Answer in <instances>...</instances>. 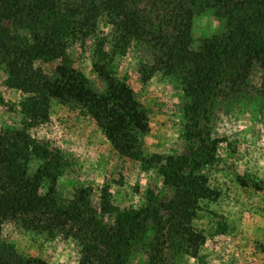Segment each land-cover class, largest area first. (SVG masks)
I'll return each mask as SVG.
<instances>
[{"label": "trees", "instance_id": "trees-1", "mask_svg": "<svg viewBox=\"0 0 264 264\" xmlns=\"http://www.w3.org/2000/svg\"><path fill=\"white\" fill-rule=\"evenodd\" d=\"M208 13L219 32L196 44L194 20ZM77 47L89 53L102 87L76 68L70 52ZM131 53L140 55L142 84L156 74L178 84L188 101L186 124L200 113L214 118L220 98L264 109V0H0V71L6 87L24 96L22 128L0 133V264H48L4 240L7 221L49 240H72L78 264H129L134 252L146 264L199 258L206 237L194 221L201 203L219 193L190 130L183 152L144 155L147 110L118 72L117 60ZM55 101L81 108L116 152L155 169L163 189H150L140 207L116 206L107 190L96 201L85 186L60 202L67 156L30 132L49 121Z\"/></svg>", "mask_w": 264, "mask_h": 264}, {"label": "rangeland", "instance_id": "rangeland-1", "mask_svg": "<svg viewBox=\"0 0 264 264\" xmlns=\"http://www.w3.org/2000/svg\"><path fill=\"white\" fill-rule=\"evenodd\" d=\"M219 27L220 22L211 13L196 17L193 25L196 44L218 33ZM70 54L76 68L102 87L92 71L89 53H81L77 47ZM139 57L138 53H131L117 62L119 76L128 77L147 110L149 131L142 139L144 155L183 152L187 140H191L187 138L190 130L191 141L205 154L210 186L219 193L216 201L201 203L194 221V226L206 237L199 258H184L179 264H264V109L236 97L228 99L227 104L220 98L214 107V118L209 121L200 113L186 124L183 109L188 101L178 84L162 74L142 84L137 75ZM254 80L258 83L260 77ZM23 99L22 93L6 87L5 75L0 71V133L11 134L22 128L24 119L19 106ZM30 132L67 156L68 168L58 182V199L62 203L70 202L76 188L85 186L94 191L96 201L107 190L116 206L140 207L150 189H163L162 177L155 169L145 171L139 162L116 152L81 108L55 101L49 121ZM39 164L34 162L32 169ZM239 180L247 186H242ZM3 238L23 256L39 258L48 264L79 261V248L72 240H49L45 235L25 230L15 221L4 223ZM146 263L143 252H134L129 264Z\"/></svg>", "mask_w": 264, "mask_h": 264}]
</instances>
